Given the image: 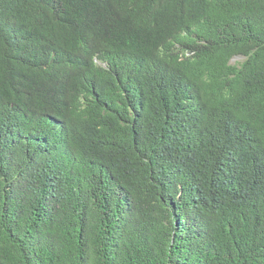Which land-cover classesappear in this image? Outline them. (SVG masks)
Masks as SVG:
<instances>
[{"label": "trees", "instance_id": "obj_1", "mask_svg": "<svg viewBox=\"0 0 264 264\" xmlns=\"http://www.w3.org/2000/svg\"><path fill=\"white\" fill-rule=\"evenodd\" d=\"M0 264H264V0H0Z\"/></svg>", "mask_w": 264, "mask_h": 264}, {"label": "clouds", "instance_id": "obj_2", "mask_svg": "<svg viewBox=\"0 0 264 264\" xmlns=\"http://www.w3.org/2000/svg\"><path fill=\"white\" fill-rule=\"evenodd\" d=\"M89 11H90V10L86 9V8L83 6V12H82L80 15H75V16H73V22H74V24L76 23V21H77L80 17L86 15ZM184 57H189V54H188V53H185V54H184Z\"/></svg>", "mask_w": 264, "mask_h": 264}, {"label": "rangeland", "instance_id": "obj_3", "mask_svg": "<svg viewBox=\"0 0 264 264\" xmlns=\"http://www.w3.org/2000/svg\"><path fill=\"white\" fill-rule=\"evenodd\" d=\"M242 60H243V59H242L241 57H235L234 59H232V60L230 61V64H231V65H235V64L241 63Z\"/></svg>", "mask_w": 264, "mask_h": 264}]
</instances>
